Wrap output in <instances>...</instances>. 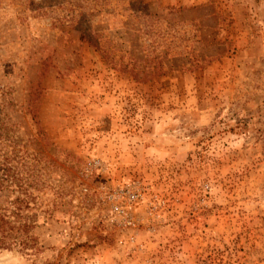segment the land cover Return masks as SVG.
<instances>
[{
  "label": "rangeland",
  "instance_id": "rangeland-1",
  "mask_svg": "<svg viewBox=\"0 0 264 264\" xmlns=\"http://www.w3.org/2000/svg\"><path fill=\"white\" fill-rule=\"evenodd\" d=\"M1 164L0 264H264V0H0Z\"/></svg>",
  "mask_w": 264,
  "mask_h": 264
},
{
  "label": "trees",
  "instance_id": "trees-1",
  "mask_svg": "<svg viewBox=\"0 0 264 264\" xmlns=\"http://www.w3.org/2000/svg\"><path fill=\"white\" fill-rule=\"evenodd\" d=\"M80 37L91 47H97L96 43H90L85 34L82 33ZM22 181H25V177L18 168L0 165V196L3 198L0 202V249L15 246L18 239L16 235L22 228L26 234L27 247H37L33 230L38 215L45 214V211L39 209L35 196L26 192L27 188L21 184ZM21 218L25 219L23 223L19 221Z\"/></svg>",
  "mask_w": 264,
  "mask_h": 264
}]
</instances>
